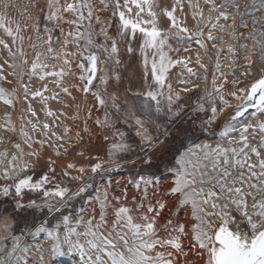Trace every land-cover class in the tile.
Masks as SVG:
<instances>
[{"label":"snow or ice","instance_id":"snow-or-ice-1","mask_svg":"<svg viewBox=\"0 0 264 264\" xmlns=\"http://www.w3.org/2000/svg\"><path fill=\"white\" fill-rule=\"evenodd\" d=\"M185 3L195 21L193 29L177 15ZM9 7L4 4L5 13L0 14V31L11 40L9 44L0 38L9 58L4 63L13 70L10 75L19 77L25 102L29 96L39 99L45 120L40 121L27 103L18 128L11 111L0 122V131L18 133L20 140L11 143L15 150L11 155L7 148L0 150V201H12L11 212L0 207L4 213L0 218V264H30L33 257L45 264V256L65 254L78 256L77 264H188V250L202 257L203 264H264V121L253 124L242 119L250 109L264 115V70L244 86H239L240 80L226 78L217 84L213 74L211 91L204 90L191 113L178 105L180 94L168 83L177 66L189 77L196 75L189 66L190 58L172 53L188 51L193 43L206 53L204 40H213L212 30L221 18L228 19V9L235 10L230 34L234 41L238 40L237 27H247L245 18L252 17V31L245 39L253 41L264 63V15L259 19L260 30L255 18L256 12L264 13V0H221L219 4L203 0V5L200 0H173L170 7L163 8L158 0H45L40 7L43 20L54 23L60 35L53 37V30L44 27L45 51L34 52L27 76L29 82L50 78L59 89L51 95H46V83L36 91L23 83L21 64L29 63L23 50L26 26L22 29L7 16ZM28 8L26 4L25 11ZM104 13L109 15L102 18ZM161 16L167 19V28L160 26ZM28 19H32L31 13ZM63 24L69 26L67 32ZM17 41L20 47H16ZM121 43L128 55L138 52L145 88L131 92L137 100L124 108L108 87L110 79L121 80L116 70L122 63ZM227 51L232 57L237 54L234 45ZM49 59L60 61V67L50 66ZM195 63L206 71L199 54ZM246 63L251 67V57ZM2 68L0 65V81H7ZM244 75L248 78L251 73ZM67 78L78 82L66 85ZM179 82L185 83L183 79ZM228 83L232 90L226 92ZM70 89L85 97L91 95L94 103L87 109L81 130L73 133L64 124L58 133L61 117H69L64 111L50 109L48 101H59L61 94L75 100ZM16 93V88L0 86V103L14 110L19 100ZM76 108L77 113L70 117L74 121L80 119V106ZM93 109L103 110V118L93 120L100 129L95 134L88 126ZM228 109L231 114L216 133L226 143H196L198 135L208 134L220 124ZM86 138L89 144L93 139L102 142L103 158L84 146ZM68 141L73 147L83 146L77 155L89 163H65L58 179L55 161L49 158L47 171L36 177L40 153L25 152L23 146L48 145L59 157L61 150L67 155L69 149L64 145ZM0 143L4 141L0 139ZM125 168L129 173L124 188L119 195H110L112 178L108 174ZM106 176L101 190L99 181ZM120 184L116 181L118 188ZM129 186L134 189L131 198ZM26 195L31 197L27 201ZM85 197L86 203L96 205L92 214L87 219L83 210L68 214L73 202ZM181 211L186 213L184 221L178 215Z\"/></svg>","mask_w":264,"mask_h":264},{"label":"rangeland","instance_id":"rangeland-1","mask_svg":"<svg viewBox=\"0 0 264 264\" xmlns=\"http://www.w3.org/2000/svg\"><path fill=\"white\" fill-rule=\"evenodd\" d=\"M201 5H203V0H200ZM217 4L221 2V0H216ZM244 2H247V0H244ZM32 3H37V0H0V14L5 13L4 4H9L10 7L7 9V16L16 22H19L21 25V28L24 29L26 26V30L22 32L25 39L23 42V50L25 52V58L29 61L28 64H21V68L24 71V84H29L31 91H36L37 89H42L44 84L46 83L48 86V93L46 95H51L53 91H59L55 87V85L51 82V79H46L45 81H39L38 78L33 79L31 82L28 80L27 76V70L30 67L31 59L34 54V52H41L43 53L45 51L46 46H42V41L46 39V34L43 31L44 27L47 26L49 29H52V35L53 37H57L60 35V29L55 26L54 23H50L43 20L42 14L40 12V7L45 5V0H38L37 7L31 8ZM158 3L161 8L168 6L170 7L173 3V0H158ZM29 5V8L27 11H25V5ZM159 11V8L157 9ZM229 17L227 20L221 18L219 21H217V27L212 30V36L213 40H207L205 38L204 43L207 48V52L205 53L204 49H201L198 45L195 43L191 44L188 51L181 50L179 53H172L174 57H184V58H190L191 64L190 67L193 68L196 75L189 77L186 72H183V69L179 66L175 67L171 70L169 75L168 83L172 85V88L174 92L180 94V100L177 102L178 105L182 106L184 110L188 113H191L192 109L200 103V97L204 95V90L208 89L211 91L212 89V80H213V74H215L216 82L217 84L223 83V79L226 78L229 82L232 79H237L242 81L241 85L244 86L249 83H251L252 80L257 79L259 76V70H264V63L260 60V50L254 48L253 41L251 39H245V37L249 36V34L252 31V17H246L245 22L247 23V27H237V36L238 40L234 41L231 38V32H232V26L233 22L235 20V10L234 9H228ZM31 13L32 19H28V15ZM109 15V13H104L102 18H106ZM177 15L180 17V19L186 21V26L189 29H193L195 27V21L191 17V11L188 9L187 4L185 3L183 12H178ZM261 15H264V13L256 12L255 18L257 19V29L260 30V24L259 19ZM208 16V9L207 7L204 8V17L207 19ZM39 28V31L37 32L36 27ZM15 27V24L12 25ZM160 26L162 28H167L168 21L165 17L161 16L160 18ZM62 27L64 28L65 32L69 30V26L67 24H63ZM203 27V24L201 25ZM207 33L208 29H204ZM110 32L114 34V29H111ZM0 38H4L9 44H11V40L4 36L3 32L0 31ZM30 45H35L36 47L33 49L30 47ZM215 45V47H213ZM229 45H234L236 47V56L232 57L230 53H228L227 48ZM55 46V45H54ZM16 47H20L19 41H17ZM126 46L121 43V55L120 59L122 63L119 65V67L116 69L120 76L121 80L120 82H116L115 80L110 79L109 81V91L111 93H115L118 97L117 103L120 105L121 108H124L126 104H131L132 102L136 101L137 98L135 96H132L131 92H137V91H144V84L142 79V65L140 62V57L138 52L134 53L133 55H128L126 52ZM15 51V48L13 49ZM197 54L200 56L201 63L205 65V69L199 68L196 63V57ZM251 57L253 64L251 67L247 65L248 58ZM8 58V53L6 50L0 46V65L3 66L2 72L3 75L7 77V81H0V86H3L5 88L11 89L16 88L17 89V97L19 98L18 102L15 105L14 110L9 109L7 106L2 105L0 103V122L3 120V116L6 112L11 111L12 112V118L13 122L19 127L20 124V117L21 115H24V109L27 106V103H30L33 109L37 112V115L40 119V121H44V113L42 111V105L39 101V99H32L31 96L28 97V101L25 102L23 98V89L20 87L21 81L19 77H15L10 75V73L13 71L11 68L8 67L7 64H5V60ZM43 59V56L41 57ZM234 61V63H233ZM11 62V61H9ZM47 63L51 65H55L57 68L60 67L61 62L58 60H52L49 59ZM217 63L220 64L219 70L216 69ZM75 67V65H73ZM180 69V70H178ZM231 69V72H230ZM51 70V69H50ZM221 73H223V77L221 76ZM245 73H251V76L248 78H245ZM78 75V73H77ZM199 77V78H198ZM206 77V79H205ZM183 79L185 83L181 84L179 81ZM10 81V83L8 82ZM78 81L73 80L72 78H67L65 80L66 85H72L74 83H77ZM96 83H99L97 80ZM197 86V87H194ZM189 88L191 89L188 92L181 91L183 88ZM72 91V96L75 97V100H73L71 97L61 94L59 101L56 100H49L48 106L53 111L59 113L60 111H64L67 113V116L69 118L61 117V126L57 128V132L61 133L62 128L64 124H67L71 129L72 132L75 133L76 131H79L83 128L84 123V117L87 115V109L91 107L94 103V98L91 95H88L87 97L84 96L82 92H78L75 89H70ZM232 85L231 83H228L225 85V91H231ZM233 104L237 103V101L233 100ZM64 104H67L68 107L65 108ZM76 105L80 106L79 120H72L70 117H72L74 114L77 113ZM231 114V109L226 110V112L221 115L220 117V124L213 127L212 131L208 134H202L198 135V138H196V143H209L211 145H215L217 143H226V141H221L218 139L216 133L219 132L221 125L223 124L224 120L228 115ZM97 116H100L103 118V110L101 109L99 112H97L95 109H93L92 112V119L88 120V126L92 130V133H98L100 129L96 128L93 125V120ZM245 123H253L255 124L257 120L264 121V115L256 114L254 110L250 109L248 113L245 114V117L242 118ZM48 122L51 124L52 120L51 118H48ZM83 134V133H82ZM39 138V136H37ZM0 139L4 141V143H0V150L7 148V150L15 151L11 147L12 142L19 143V137L18 133L16 135H13L11 133L0 131ZM87 146L88 150L91 153H99L101 158L104 157V148L102 145V142L99 140L93 139L92 143L89 144L88 140L86 138L85 145ZM25 152H29L31 150H38L40 153V160H39V167L36 169L35 176L39 177L44 171H47V161L49 158H51L53 161H55L56 164V175L57 178H60V173L62 171V166L67 162H75L77 165H87L89 161L77 155V153L81 150V147H73L72 141H68L64 145L65 148H68L69 151L67 155L64 154L63 150H61V155L59 157L55 156L53 154L52 148L48 145H45L43 148H40L39 145H33V149L27 148V146H23ZM26 160H28L29 163L34 162V158L32 157H25ZM95 162V161H92ZM129 169L125 168L117 172H113L108 174V176H111L112 178V189L113 191L110 193V195H119L120 191L124 188L126 184L125 177L128 175ZM31 174V173H29ZM73 175L77 174L75 172H72ZM108 176L105 177L103 181H99V186L101 190L105 187V184L107 182ZM99 180V178H98ZM116 181H121V184L119 188L116 186ZM69 182L70 181H65ZM134 189L129 186L128 188V197L131 198L133 194ZM30 196H25V201L30 199ZM88 198L85 197L84 200H78L73 202L74 208H70L68 210V214L76 213L79 211V209H83L84 215L90 212L92 214L93 210L91 208H95L96 205L86 203V200ZM127 203V201H125ZM93 206V207H92ZM0 207L7 209L9 212L12 210V201L6 200V201H0ZM4 215L3 212H0V218H2ZM180 220L184 221L186 213L184 211H181L178 213ZM47 247V244L44 245ZM184 259V258H181ZM187 261L188 264H203L202 257L196 256L194 254V250H188L187 253ZM30 264H40L37 257H33L30 261ZM45 264H71L67 260L64 259L63 256H56L55 258H52L51 256H45Z\"/></svg>","mask_w":264,"mask_h":264},{"label":"bare ground","instance_id":"bare-ground-1","mask_svg":"<svg viewBox=\"0 0 264 264\" xmlns=\"http://www.w3.org/2000/svg\"><path fill=\"white\" fill-rule=\"evenodd\" d=\"M178 68V67H177ZM179 68H180V66H179ZM178 70H180V69H178ZM181 71V70H180ZM182 72V71H181ZM14 151H12V150H8V153H9V155H11L12 153H13ZM93 207V206H92ZM92 210H93V208H91ZM80 210H83V209H79V211ZM84 211V210H83ZM85 212V211H84ZM73 215L75 214V213H72ZM91 213L90 212H88L87 214H85L84 215V219H87L88 218V215H90ZM65 252L67 253V249H65ZM63 257H64V259L65 260H67L69 263H71V264H77V261H78V256H74V255H72V254H65V255H63Z\"/></svg>","mask_w":264,"mask_h":264}]
</instances>
